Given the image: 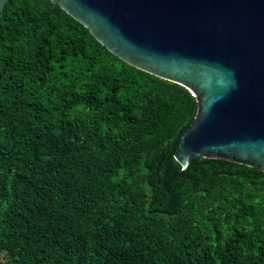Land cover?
Masks as SVG:
<instances>
[{
    "label": "trees",
    "instance_id": "trees-1",
    "mask_svg": "<svg viewBox=\"0 0 264 264\" xmlns=\"http://www.w3.org/2000/svg\"><path fill=\"white\" fill-rule=\"evenodd\" d=\"M196 111L50 0H8L0 264H264V172L173 159Z\"/></svg>",
    "mask_w": 264,
    "mask_h": 264
},
{
    "label": "water",
    "instance_id": "water-1",
    "mask_svg": "<svg viewBox=\"0 0 264 264\" xmlns=\"http://www.w3.org/2000/svg\"><path fill=\"white\" fill-rule=\"evenodd\" d=\"M50 1L121 61L196 98L181 168L208 158L264 172V0Z\"/></svg>",
    "mask_w": 264,
    "mask_h": 264
}]
</instances>
